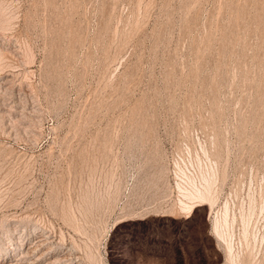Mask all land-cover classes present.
<instances>
[{
    "label": "rangeland",
    "instance_id": "obj_1",
    "mask_svg": "<svg viewBox=\"0 0 264 264\" xmlns=\"http://www.w3.org/2000/svg\"><path fill=\"white\" fill-rule=\"evenodd\" d=\"M55 257L264 264V0H0V264Z\"/></svg>",
    "mask_w": 264,
    "mask_h": 264
},
{
    "label": "bare ground",
    "instance_id": "obj_2",
    "mask_svg": "<svg viewBox=\"0 0 264 264\" xmlns=\"http://www.w3.org/2000/svg\"><path fill=\"white\" fill-rule=\"evenodd\" d=\"M187 173L184 172L183 170H180V172L178 171V173H176L177 176L175 175L176 178L174 180V186H173V190L176 191V194L179 197V199H177L178 202H177V200H175V202L178 203V205H177L178 207L177 208L178 209L180 208V210L182 211V213H184V216L186 218L191 215V213L193 212V210H194V208L196 206H208V207H211L212 204L216 200V198H215V190H214V185H215L214 184V182H215L214 181V176L210 175L209 179H205L204 178L205 175H204V177H203V175L200 176V178L202 177L205 180L202 181L203 184L200 182L202 184V187H200V188L197 187L196 188V186H197V184L195 186V178L196 177H194L193 175L191 176V175H189ZM210 173H211V171H210ZM227 207L228 206H226V204H225L224 209H223L224 211H223V214H222L220 219H215L213 222H211V225H212V227H211V235H213L216 239H219V240L222 239L223 241H225L227 243L225 251H226V253L228 255V254H230L229 251H231L230 250L231 246L229 247L230 243L228 244L227 240L225 239L226 237H224V234H223V231H222V226L225 223H227V221L232 217V216L231 217L229 216V214L227 212ZM231 221H232V219H231ZM39 240H40V243H42L45 239H39ZM39 245H41V244H39ZM34 250H35V248H34ZM25 252H28V250H25ZM63 258L55 257L54 259L51 260L52 261L51 264H62L61 261L64 260ZM66 263H68V262H66ZM3 264H15V263H8L6 261Z\"/></svg>",
    "mask_w": 264,
    "mask_h": 264
}]
</instances>
